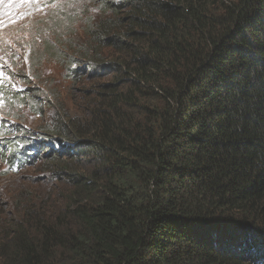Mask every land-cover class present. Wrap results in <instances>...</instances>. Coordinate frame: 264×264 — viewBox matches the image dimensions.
I'll use <instances>...</instances> for the list:
<instances>
[{
  "label": "trees",
  "instance_id": "1",
  "mask_svg": "<svg viewBox=\"0 0 264 264\" xmlns=\"http://www.w3.org/2000/svg\"><path fill=\"white\" fill-rule=\"evenodd\" d=\"M94 2L80 112L0 127V160L68 190L20 203L0 264H264V0Z\"/></svg>",
  "mask_w": 264,
  "mask_h": 264
},
{
  "label": "rangeland",
  "instance_id": "2",
  "mask_svg": "<svg viewBox=\"0 0 264 264\" xmlns=\"http://www.w3.org/2000/svg\"><path fill=\"white\" fill-rule=\"evenodd\" d=\"M96 4L94 0H0V85L31 92L43 106L51 104L43 119L26 106L5 104L0 97V123L35 131L52 120L58 108L68 114L80 112L81 100L92 85L83 76L71 77L69 61L90 55L88 29L99 15ZM49 169L45 160L12 171L0 160V227L18 216L20 203L33 202L40 209L47 199V209L60 203L68 190L52 179Z\"/></svg>",
  "mask_w": 264,
  "mask_h": 264
},
{
  "label": "snow or ice",
  "instance_id": "3",
  "mask_svg": "<svg viewBox=\"0 0 264 264\" xmlns=\"http://www.w3.org/2000/svg\"><path fill=\"white\" fill-rule=\"evenodd\" d=\"M28 2H32V0H28Z\"/></svg>",
  "mask_w": 264,
  "mask_h": 264
}]
</instances>
